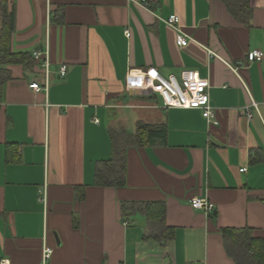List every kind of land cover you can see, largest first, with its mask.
I'll list each match as a JSON object with an SVG mask.
<instances>
[{
    "label": "crops",
    "instance_id": "1",
    "mask_svg": "<svg viewBox=\"0 0 264 264\" xmlns=\"http://www.w3.org/2000/svg\"><path fill=\"white\" fill-rule=\"evenodd\" d=\"M7 1L11 51L46 50L49 68L1 67L0 264H43L44 247L46 264H237L221 229L248 227L264 242V0H251L248 24L220 0ZM170 15L186 46L164 22ZM253 50L262 57L249 60ZM150 67L207 79L212 120L128 92V72ZM139 122L165 131L127 148L122 186L96 185L112 133ZM146 202L164 204L168 231L133 207Z\"/></svg>",
    "mask_w": 264,
    "mask_h": 264
},
{
    "label": "trees",
    "instance_id": "2",
    "mask_svg": "<svg viewBox=\"0 0 264 264\" xmlns=\"http://www.w3.org/2000/svg\"><path fill=\"white\" fill-rule=\"evenodd\" d=\"M220 1L236 21L248 24L252 17L251 0ZM14 24V6L9 8L7 0H0V73H3L4 78L0 81V100L3 81L9 78V75H4L1 67L14 62H20L24 65H33L34 63L31 53H13L11 51L10 42L15 28ZM162 131L150 129L149 125L139 122L134 133H112V155L109 160L100 163L96 168L95 184L101 187L122 186L125 182V153L127 148L149 144L152 142L151 139ZM127 205L130 204H122V209L125 210ZM135 206L147 218L149 224L163 228L164 231L169 230L167 227L164 228L165 206L163 203L146 202L133 205V207ZM221 233L227 253L234 258L237 264H264V242L262 239L254 237L250 228H223Z\"/></svg>",
    "mask_w": 264,
    "mask_h": 264
},
{
    "label": "built area",
    "instance_id": "3",
    "mask_svg": "<svg viewBox=\"0 0 264 264\" xmlns=\"http://www.w3.org/2000/svg\"><path fill=\"white\" fill-rule=\"evenodd\" d=\"M164 22L176 30L177 45L181 47L186 46L190 39L180 31L179 17L170 15L164 19ZM126 36H129L127 31ZM211 53L212 52H210V54ZM31 55L33 59L38 62L40 70L46 74L49 68L47 51L34 49ZM212 55L214 54L212 53ZM262 55L263 53L261 51L253 50L249 53L248 58L249 60H256L260 59ZM66 72L67 65L62 63L58 74L62 78L66 75ZM29 87L35 91L42 90V87L36 82L31 83ZM209 88L210 84L208 80L200 77L199 73L195 70H184L180 73L179 77H177L173 74L164 76L156 68L150 67L143 71H129L125 79V89L128 92L140 90L147 91L150 94H157L161 97L162 107L165 109H198L202 112L203 117L207 121H211L213 118ZM248 117H251V113H248ZM244 170L245 168L240 169V171ZM190 204L193 208L202 210L206 213L212 212L214 207L213 203L206 198H192ZM50 255L51 249L44 247L42 250L43 264H46Z\"/></svg>",
    "mask_w": 264,
    "mask_h": 264
},
{
    "label": "rangeland",
    "instance_id": "4",
    "mask_svg": "<svg viewBox=\"0 0 264 264\" xmlns=\"http://www.w3.org/2000/svg\"><path fill=\"white\" fill-rule=\"evenodd\" d=\"M143 92L146 93V94H150V93H148L147 91H143ZM123 120H125V117L122 118L121 122H123ZM111 127H112L113 129H115V130H119V127L117 126V122L112 123Z\"/></svg>",
    "mask_w": 264,
    "mask_h": 264
},
{
    "label": "snow or ice",
    "instance_id": "5",
    "mask_svg": "<svg viewBox=\"0 0 264 264\" xmlns=\"http://www.w3.org/2000/svg\"><path fill=\"white\" fill-rule=\"evenodd\" d=\"M154 75V74H153Z\"/></svg>",
    "mask_w": 264,
    "mask_h": 264
}]
</instances>
